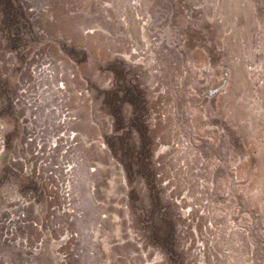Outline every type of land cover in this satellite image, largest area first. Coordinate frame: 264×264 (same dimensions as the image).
<instances>
[{"label": "rangeland", "instance_id": "rangeland-1", "mask_svg": "<svg viewBox=\"0 0 264 264\" xmlns=\"http://www.w3.org/2000/svg\"><path fill=\"white\" fill-rule=\"evenodd\" d=\"M0 264H264V0H0Z\"/></svg>", "mask_w": 264, "mask_h": 264}]
</instances>
